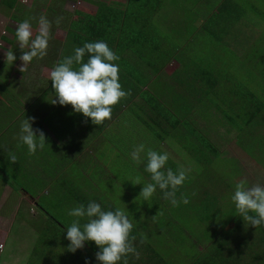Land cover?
Instances as JSON below:
<instances>
[{"label": "trees", "instance_id": "trees-1", "mask_svg": "<svg viewBox=\"0 0 264 264\" xmlns=\"http://www.w3.org/2000/svg\"><path fill=\"white\" fill-rule=\"evenodd\" d=\"M175 1L177 3L179 0ZM210 1L215 7L204 8L205 17L198 27L199 34H194L196 41L192 38L186 47V44H175L155 24L154 16L164 8V0H89L96 6L94 12L74 10L66 17L57 13L61 8L57 4L52 8L55 13L50 14V10L45 15L40 13L43 0H32L28 6L20 0H0V11L6 12L17 26L23 20L30 19L33 28L39 17L44 15L51 21V33L53 30L65 31L59 44L49 40V54L46 59L45 56L40 58V62L45 66L49 64L51 70L65 56L71 55L75 47L83 46L85 42L105 41L120 57L115 63L119 64V82L127 93L113 106L111 119L100 125L75 113L80 117L77 120L84 119L81 123L76 121L68 128L69 132L75 129L79 135L76 127L80 125H85L86 131L79 135L81 137L76 140L77 144H71L76 150L74 155L77 157L79 154L81 159L75 157L71 161L77 172L90 167L92 174L97 173L98 176H83L85 180L81 187L84 191L66 180L59 189L50 186L46 194L35 200L40 216L26 221L35 229L36 240L30 250L31 258L25 264H85L86 259L89 264H98L95 253L99 249L94 242L86 243L83 249L75 253L67 250L69 241L65 239V230L74 219L68 215V211L78 204L86 205L93 200L106 209H122L118 201L120 196L115 199L108 195V189L111 191L115 186L110 183L107 188L101 187L110 165L122 150L125 156H129L135 146L143 143L146 150L151 148L164 152L158 145L167 141L176 143L199 168L196 178L188 182L190 193L194 194H185L187 189L184 184L177 190V199L185 195L189 203L181 202L179 206H173L158 188L148 202L157 208L162 202L168 201L169 211L164 221L158 222L151 216L152 220L149 218V222L146 220L142 224L133 220V216L128 213L134 225L131 235L135 237L134 244L140 253L138 260L129 256V264H264V226L254 228L236 212H232L216 229L213 228L215 223L212 218L216 208L221 215L229 210L218 205L217 197L223 194L225 187H220L218 178L212 174L220 160H229L232 166L235 165L221 151L226 141L231 139V143L244 152L249 160L264 165L261 149L258 147L259 150L251 151L250 146H254L252 149H256V146L244 142L254 137L256 143L264 145V0ZM204 2L208 3V0ZM31 13H37V17L31 19ZM57 18H60L59 24L56 23ZM254 27L259 31L255 32ZM8 31L12 32L13 39H4L11 46L16 39L15 30ZM174 63L175 69L170 75L167 74L165 67ZM37 91L40 92L39 89ZM40 95L42 97L39 98ZM40 95L32 99L31 104L42 109L28 114L35 120L32 124L34 129L38 128L36 117L48 116L59 107L58 103H51L54 98L51 80H48L46 89ZM25 96L29 97L28 94L19 95L22 98ZM13 101L18 103L15 99ZM66 107L72 110L71 105ZM3 112L11 124L18 121L14 118L18 114L14 104H9ZM3 118L0 110V124L4 123ZM223 120L229 128L225 135L215 127ZM69 123H72L70 117ZM230 129L235 133L233 137L227 136ZM154 142L157 143L156 147L152 146ZM56 146L54 143L50 146L48 156L42 163L44 165L41 166L64 165L62 160L68 155L65 149L59 150V146ZM85 147L90 148L91 157L80 155ZM107 148L110 151L105 152ZM5 149L1 147L0 151L7 152ZM135 164L139 172L134 173V178L140 174L143 183L151 182L150 174L144 170V153L141 154V162ZM166 167L175 171L179 165L169 157ZM37 171V183L43 191L49 187L53 177L41 167ZM76 174L79 177V173ZM236 176L238 174L232 179L236 180ZM130 180L133 179H127L117 187L128 186L127 191L131 196L139 194L142 185H133ZM99 187L107 190L105 196H101L104 191L99 190ZM48 194L58 196V202H50L49 206H58V203L63 209L68 207V210L64 209L67 214L62 220L51 216L40 202ZM189 216L195 219L191 224L201 227L199 231L191 224L182 225L183 218ZM178 238H193L188 244V252L183 245L175 244ZM160 246L167 248L162 250Z\"/></svg>", "mask_w": 264, "mask_h": 264}, {"label": "rangeland", "instance_id": "rangeland-1", "mask_svg": "<svg viewBox=\"0 0 264 264\" xmlns=\"http://www.w3.org/2000/svg\"><path fill=\"white\" fill-rule=\"evenodd\" d=\"M20 1L27 6L29 4L31 5L32 2V0ZM93 1L94 0H91V2ZM175 2V0H164V8L156 16H154L155 24L156 26L160 27V29H162V31H164V33L168 35L175 44L179 46L186 44L187 47L188 41H190L192 38H194L196 41V36H194V34H199L198 27L205 17L203 16L204 8L208 7L212 9L215 7V4H213V2L211 3L210 0H208V3H205L204 0H179L177 3ZM195 2L196 4H194ZM56 4L59 8L60 3L53 0H43L41 10L39 12L45 15L50 10L49 13L53 14L55 11L52 8H54ZM184 6H186V9H184ZM245 8L249 10L248 7ZM74 10L94 12L96 10V6L93 3H89V0H62L61 8L57 13L66 17V15L72 14ZM31 14V16L36 18L34 16L35 14ZM7 15L8 14L6 12L0 11V34L11 40L13 39V34L11 31H8V29L15 30L17 24ZM67 19H70V17H67ZM35 29L38 30V23L35 24ZM253 30L255 32L259 31V29L256 27H254ZM37 32L38 31L32 30L33 38ZM51 32L52 30L50 29L49 40L52 42L57 41L59 44L65 35V31L60 32V30H53V33ZM55 34H57V36ZM14 41V44L11 46L9 43H7V41H1L2 44L0 47V62L3 63V67L0 68V71L3 69L0 72V78L6 76L4 79H0V99L6 98V105L12 101V104H14L18 109V114L14 115V118L18 119L15 124H11L9 117H7V114L3 112L4 109L1 110L2 114L4 115V123L0 124V148L6 147L5 150H7V152L0 151V264H25L28 259L31 258L30 250L35 243L36 232L35 229L30 227V224L26 221L40 216L35 206V200H37L41 195L46 194L48 190H50V186L59 189V187L64 185L65 181L68 180L84 191L83 187H81L85 180L83 176H98L97 173L95 175L92 174L90 167L82 168L83 170L77 172V168L72 163L73 161H71L76 157V155H74L76 150L71 144H77L75 142L77 139H80L81 136L79 135L86 130L85 125H80L76 127L79 135L76 134L75 129L73 131L70 130L69 132L68 128L72 127L76 121L81 123L84 118L77 120L80 117H78L73 112V110H69V108L66 106L59 105L58 109H54L49 113L48 116L45 115L36 117V121H38L36 127H38L37 129L39 130L41 129L45 134L46 144L43 149L37 150V152L34 154L35 157L33 154L28 153L27 147L25 145L19 143L17 138L19 134L20 122L25 117L30 118L28 114H33L35 112L37 113L39 109H42L40 106H33L31 101L32 99L38 97L41 92L46 89V83L49 80L51 68L49 64L45 66L43 63H41L40 58H34L33 62L28 64L24 71H21L20 69L23 62L19 59V57L22 53L17 39H14ZM10 50L14 51V54L17 57L14 62L8 61L6 59V53ZM24 51H27V48H25ZM48 52L46 55L49 54ZM46 55L45 59L47 57ZM175 67V63L168 64L165 67L166 73L170 75ZM19 72L21 74H19ZM30 84H32V86H29ZM38 89L40 92L37 91ZM20 94H28L29 97L26 98L25 96V98H22L19 97ZM40 97L42 96L40 95L39 98ZM13 99L17 100L18 103L13 101ZM69 117L72 119L71 124L69 123ZM47 120L49 122H47ZM221 124L225 126H220ZM221 124L216 125L215 127H218L217 131L225 135V131L229 129L228 124L224 120L221 122ZM234 135L235 133L232 129H230V134L227 136L233 137ZM50 139L52 140V143ZM230 140L231 139L226 141L225 147L223 150L221 149V151L224 152L223 156L228 159H232L235 165L232 166L229 163V160L226 162L220 160L212 170L213 176L217 177V180H219L220 187H225L223 194L217 197L218 205L229 208V210L225 211V215H221L218 208H216V211L212 215V218L215 220H213L215 223L213 228L216 229L217 226L222 224L225 218H227L232 212H236L234 204L230 199L236 183H238L241 179H246L249 186L255 183L264 184V165H257V163L249 160L247 155L237 148L233 142L231 143ZM227 142L229 143L227 144ZM244 142L248 145L253 144L256 146V149H252L254 146H250L251 151L255 152L256 150H259V147L261 149V155L264 156V145L256 143L254 137H249L244 140ZM53 143L59 146H56L59 150L65 149V154H67L68 157H64L65 159L62 160V162L64 161V165L55 164L53 167H50L51 165L41 166L44 165L42 163L48 156V150L51 149L50 146H53ZM154 143H152V146L156 147L157 143H155V145ZM166 143L160 144L158 147L164 152H167L169 157L172 158L173 161L179 165V167H183L188 170V178L184 183L186 184V189L188 192L185 190L184 193H189V196L191 193V195H193L194 192L190 193L191 187L189 186L188 182L189 179L191 180L196 178L198 175L197 169L199 168L187 154L186 156L184 155L183 150H181V148L176 143H171L170 141L169 143ZM156 150L158 151V149ZM108 151H110V149H105V152ZM8 153L15 154L17 161L14 163L9 162L7 159ZM118 154L119 156H116L115 160L112 162L113 164L110 165V170L107 171L108 173L106 172L105 178L103 180L104 184L101 185V187L107 188L110 183L115 186V188L111 191L108 189V195L110 194L111 196H114L115 199L117 197L119 198L120 196L118 199L119 204L121 203L120 206L133 216V220H138L143 224L146 220L149 222V218L152 216L157 219L158 222L164 221L166 218V213L169 211L168 201L162 202L157 208H153L149 202H143L142 197H138L139 194L134 196L129 195L127 191L128 186H123L122 188L117 187L120 183L125 182L127 179L135 180L136 177L134 178V173L138 174L139 172L138 166L134 161L131 160L130 155L125 156L123 150ZM78 155L76 158L81 159V157ZM80 155H83V157H91L92 152L90 148L85 147ZM126 164H131V166L126 167ZM40 167L47 170L48 173H51V177H53V180L49 182V187L43 191H41L42 187L40 184L37 183V169H40ZM104 167L107 168L106 166ZM76 173H79V177ZM236 174H238V176H236V180H233L232 178ZM103 176L104 174L102 175V178ZM137 176L140 177V174ZM99 190L104 191V194H101V196L106 195V189L99 187ZM24 192L27 195L24 194ZM39 192L40 194H38ZM88 193L91 195L89 191ZM33 196H35V198H29ZM53 201L58 202V196L54 194H48L47 196H44L40 202L46 207L51 216L57 220H62V217L67 214L65 210H68V207L65 206L64 210L62 206H59L58 203V206H49L48 204ZM177 218L178 215L175 219ZM194 221L195 219L191 216L185 217L183 218L182 225L187 226ZM191 226L193 228L195 227L196 231L201 229V227H196L193 224H191ZM192 240L193 238H191V240L188 238H178L175 239L174 242L175 244L177 242L178 244L183 245L184 250L188 252L189 248L187 247L188 244H191ZM160 247L162 250H166L167 248L166 246ZM63 248L65 249V247Z\"/></svg>", "mask_w": 264, "mask_h": 264}, {"label": "clouds", "instance_id": "clouds-1", "mask_svg": "<svg viewBox=\"0 0 264 264\" xmlns=\"http://www.w3.org/2000/svg\"><path fill=\"white\" fill-rule=\"evenodd\" d=\"M37 23L38 32L34 38L30 19L23 20L15 29L22 50L19 57L23 62L21 71L34 58L42 59L47 54L51 21L41 15ZM56 23H60V18ZM4 38L7 37L0 34V41H6ZM25 48L28 50L24 51ZM6 59L14 62L17 59L14 51H8ZM119 59L103 40L85 42L83 46L75 47L71 55L65 56L50 71L49 80L54 89L51 103L71 105L74 113L90 118L95 125L111 119L113 106L127 95L119 82V64L115 63ZM33 121L34 118L25 117L19 125V143L27 147L29 154H35L46 144L45 134L33 128ZM142 153L146 157L144 170L150 174L151 182L143 183L139 176L131 181L133 185H142L138 197L148 202L159 188L173 206H179L181 202L189 203L187 196L181 195L177 199L176 195L188 178V170L179 167L174 171L166 167L169 154L151 148L146 150L143 143L134 147L130 153L131 160L140 163ZM7 159L11 163L17 161L13 153H8ZM230 199L244 222L254 228L264 226V184L249 186L246 179H241L236 183ZM128 213L120 208L106 209L94 200L72 207L68 215L74 219L65 230V239L69 241L67 250L75 253L83 249L86 243L94 242L99 249L95 253L98 264H129V256L138 260L140 253L134 244L135 237L131 235L134 225ZM85 264H89L87 259Z\"/></svg>", "mask_w": 264, "mask_h": 264}, {"label": "crops", "instance_id": "crops-1", "mask_svg": "<svg viewBox=\"0 0 264 264\" xmlns=\"http://www.w3.org/2000/svg\"><path fill=\"white\" fill-rule=\"evenodd\" d=\"M38 1H39V0H38ZM22 3H23V2H22ZM31 3H32V2H31ZM58 3H60V5H61V2H58ZM23 4H24V3H23ZM39 4H41V2H39ZM40 6H42V5H40ZM35 10H36V9H35ZM32 12H33V11H32ZM33 14H35V13H33ZM35 15H37V13H36ZM35 15H34V16H35ZM36 17H37V16H36ZM32 30L38 31V30L35 29V27H33ZM55 31H56V30H55ZM60 32H61V31H60ZM2 67H3V63L0 62V68H2ZM2 70H3V69H2ZM2 70H1V71H2ZM1 71H0V72H1ZM4 78H5V77H2V78H0V79H4ZM0 100H1V101H0V110H3V109L5 110V108H6L9 104H12V103H11L12 101H10V102L6 105V102H5L6 98H5V99H4V98H1ZM7 100H9V99H7Z\"/></svg>", "mask_w": 264, "mask_h": 264}, {"label": "built area", "instance_id": "built-area-1", "mask_svg": "<svg viewBox=\"0 0 264 264\" xmlns=\"http://www.w3.org/2000/svg\"><path fill=\"white\" fill-rule=\"evenodd\" d=\"M1 44H2V43H1V41H0V47H1Z\"/></svg>", "mask_w": 264, "mask_h": 264}]
</instances>
